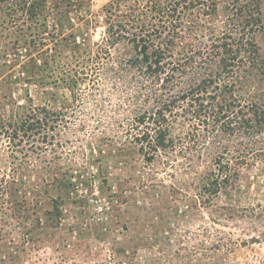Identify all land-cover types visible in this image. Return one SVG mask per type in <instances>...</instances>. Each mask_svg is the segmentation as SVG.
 <instances>
[{
	"label": "rangeland",
	"instance_id": "rangeland-1",
	"mask_svg": "<svg viewBox=\"0 0 264 264\" xmlns=\"http://www.w3.org/2000/svg\"><path fill=\"white\" fill-rule=\"evenodd\" d=\"M111 1L48 0L64 14L54 31L99 50ZM7 20L0 10V264H264L263 157L217 194L203 192L213 151L182 152L190 128L181 119L175 151L147 160L148 145L135 140L145 128L133 117L154 104L142 102L149 80L126 65L131 45L108 46L94 75L76 68L82 80L72 87L47 76L45 54L27 43L29 24ZM256 42L264 63V19ZM249 89L264 94V70ZM27 113L40 123L9 140L7 124Z\"/></svg>",
	"mask_w": 264,
	"mask_h": 264
},
{
	"label": "trees",
	"instance_id": "trees-1",
	"mask_svg": "<svg viewBox=\"0 0 264 264\" xmlns=\"http://www.w3.org/2000/svg\"><path fill=\"white\" fill-rule=\"evenodd\" d=\"M47 2L0 0L1 13L8 18L2 25L28 23L32 32L26 34L27 43L45 54L47 76L72 87L82 80L79 69L96 73L108 46L131 45L135 56L126 65L149 80V100L142 102L154 104L152 114L132 119L133 125L145 128L135 140L148 145L147 160L161 151H175L171 131L180 119L190 128L182 152L201 153L198 147L213 151L203 192L217 194L237 177V168L250 159H264V149H256L264 143V94L252 95L249 89L264 70L256 42L263 28L264 0H112L102 8L106 37L96 51L85 38L60 37L54 28L64 14L59 2L53 7ZM49 16L57 20L54 26L48 24ZM96 22V16L88 20L90 25ZM50 28L54 43L45 48L44 34ZM30 121L40 123L31 113L8 123L9 140L20 131L21 138L27 137ZM201 155L197 160L202 161Z\"/></svg>",
	"mask_w": 264,
	"mask_h": 264
}]
</instances>
